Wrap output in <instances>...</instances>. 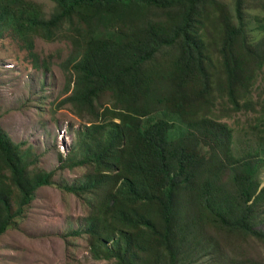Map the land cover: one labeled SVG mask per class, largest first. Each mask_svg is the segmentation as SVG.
Listing matches in <instances>:
<instances>
[{
  "label": "trees",
  "instance_id": "16d2710c",
  "mask_svg": "<svg viewBox=\"0 0 264 264\" xmlns=\"http://www.w3.org/2000/svg\"><path fill=\"white\" fill-rule=\"evenodd\" d=\"M51 1L56 9L47 19L29 0H0V36L6 29L16 31L35 58L36 35L54 41L62 32L76 29L82 36L78 41L82 52L77 49L65 67L70 95L63 104L72 105L90 127L82 136V159L62 160L61 169L92 168L93 177L86 184L66 191L78 198L91 197L103 211L100 217L92 210L88 234L94 253L118 264H190L187 235L178 216L180 196L188 193L197 195L204 211L227 233L264 244V232L253 226L264 199L259 181L264 163L235 162L231 172L238 188L237 205L222 210L208 183L195 190L202 164L214 162L204 160L195 144L186 143L189 130L174 139V125L155 114L164 104L187 121L193 109L191 90L207 96L208 58L196 26L215 0ZM235 4L237 24L225 15L220 19L219 53L226 94L239 108L241 94L248 93L264 67V50L246 33L247 0ZM146 6L152 16L140 15ZM160 14L173 22L161 24ZM168 49L175 51L168 66L169 91L156 105L149 67ZM106 96L113 101L111 108L102 104ZM207 130L220 146H229L230 133L224 125L213 122ZM29 156L0 125V237L23 219L37 190L52 183V174L30 171Z\"/></svg>",
  "mask_w": 264,
  "mask_h": 264
},
{
  "label": "rangeland",
  "instance_id": "374dc122",
  "mask_svg": "<svg viewBox=\"0 0 264 264\" xmlns=\"http://www.w3.org/2000/svg\"><path fill=\"white\" fill-rule=\"evenodd\" d=\"M29 1L47 19L56 9L51 0ZM215 2L203 11L196 26L208 58L207 96L199 95L198 89L191 90L193 109L187 121L175 108L167 109L164 104L157 106L155 114L174 125V139L189 130L186 143L195 144L204 160L214 162L202 164L200 184L195 190L208 183L214 201L225 210L236 207L238 201L231 172L235 162L258 159L264 163V67L256 74L248 93L241 94L240 106L236 108L226 94L219 53L223 31L220 19L225 15L237 24L236 0ZM245 12L249 40L264 50V0H247ZM152 14L147 6L140 9V15ZM160 15L161 24L173 22L167 15ZM79 40L83 41L76 29L62 32L54 41L36 35L35 58L16 31L6 29L0 36V125L24 156L30 153L31 172L40 170L53 176L50 186L37 190L23 219L16 220L15 227L0 237V264H118L116 259L96 255L93 238L88 234L93 225L92 210L101 217L102 209L91 197L78 198L66 191L86 184L93 177L92 168L61 169L62 160L82 159V136L90 127V121L78 118L72 105L63 104L70 95L65 67L77 49L82 52ZM174 54V50H164L150 64L156 105L169 91L168 66ZM112 102L109 96L102 99L105 108H111ZM203 119L211 122L202 124ZM213 122L224 125L230 133L227 148L220 146L207 130ZM259 181L263 188L264 166L259 171ZM257 213L253 226L264 232V199ZM178 216L186 231L190 264H246V260L264 264V244L227 233L204 211L197 195L180 196Z\"/></svg>",
  "mask_w": 264,
  "mask_h": 264
}]
</instances>
